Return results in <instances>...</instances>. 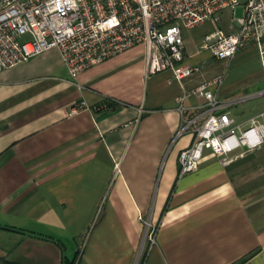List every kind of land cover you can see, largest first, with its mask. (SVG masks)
Returning a JSON list of instances; mask_svg holds the SVG:
<instances>
[{
  "label": "crops",
  "instance_id": "0c3cea01",
  "mask_svg": "<svg viewBox=\"0 0 264 264\" xmlns=\"http://www.w3.org/2000/svg\"><path fill=\"white\" fill-rule=\"evenodd\" d=\"M214 28L182 31L184 63L201 68L180 82L147 77L141 44L75 83L54 49L0 70V264H264V146L205 151L179 175L193 137L177 133L205 101L178 99L223 76L200 49ZM247 49L216 61L250 55L261 75Z\"/></svg>",
  "mask_w": 264,
  "mask_h": 264
},
{
  "label": "built area",
  "instance_id": "2783aa9c",
  "mask_svg": "<svg viewBox=\"0 0 264 264\" xmlns=\"http://www.w3.org/2000/svg\"><path fill=\"white\" fill-rule=\"evenodd\" d=\"M205 23L215 28L203 36L200 49L230 61L253 48L264 83V0H0V70L54 49L75 83L83 71L141 44L147 77L170 72L180 82L201 68L184 63L182 31ZM223 79L204 82L178 99L198 95L205 101L203 112L177 133L189 130L193 137L178 155L180 176L195 171L205 151L226 156L240 150V157L264 146V109L236 122L225 111L234 102L216 97ZM256 96L264 97V89ZM80 109L73 106L68 114ZM148 235L153 245L154 232Z\"/></svg>",
  "mask_w": 264,
  "mask_h": 264
},
{
  "label": "rangeland",
  "instance_id": "374dc122",
  "mask_svg": "<svg viewBox=\"0 0 264 264\" xmlns=\"http://www.w3.org/2000/svg\"><path fill=\"white\" fill-rule=\"evenodd\" d=\"M239 17H241V8H237L235 11V18ZM222 27L224 28V25H222ZM248 50L251 49L241 50L242 52H238L236 57ZM204 56H206V54L203 55V57ZM207 65L209 69L220 72V74L223 75L224 79L221 91L225 89V93L221 96L222 99L219 101L223 103L238 101L226 107L225 111L234 113L238 119H247L264 109V97L262 96L241 101V99L249 95L259 94L264 89V83L261 75L258 73L254 57L244 55L241 56L239 60L229 62L228 64L210 58ZM151 232L153 233L154 230L151 228L149 230L146 229L144 244L148 243L150 245L148 234ZM144 244L143 247L145 246Z\"/></svg>",
  "mask_w": 264,
  "mask_h": 264
},
{
  "label": "trees",
  "instance_id": "16d2710c",
  "mask_svg": "<svg viewBox=\"0 0 264 264\" xmlns=\"http://www.w3.org/2000/svg\"><path fill=\"white\" fill-rule=\"evenodd\" d=\"M142 260H143V256H142V258L140 259L139 264L142 263ZM63 264H74V260H73V261H67V260H64V261H63Z\"/></svg>",
  "mask_w": 264,
  "mask_h": 264
}]
</instances>
